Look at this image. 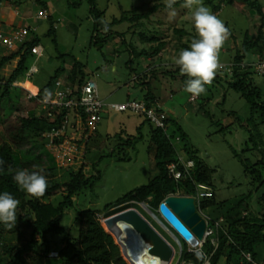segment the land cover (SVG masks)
Returning a JSON list of instances; mask_svg holds the SVG:
<instances>
[{
	"label": "trees",
	"instance_id": "1",
	"mask_svg": "<svg viewBox=\"0 0 264 264\" xmlns=\"http://www.w3.org/2000/svg\"><path fill=\"white\" fill-rule=\"evenodd\" d=\"M204 1L215 11L221 10L227 1L238 4L236 0ZM37 3L42 4L43 1L37 0ZM92 3L94 4L91 12L95 19L90 39L91 45L103 50L112 41L111 39L119 34L112 31V26L124 21L132 22L130 29L133 33H139L141 41L147 44L140 48L134 40H131L129 45L131 58L127 66L135 70V59L145 61L142 73H137L134 80L144 86V100L142 101L154 104L158 97L153 87L150 86L152 81L149 75L156 71L153 68L157 63L155 61L163 59L162 53L167 48L169 40L160 36L163 33L162 30L157 27L151 28L150 24L152 17L159 10L166 9V1H158L142 13L139 12L140 7H135L131 11L132 16L128 11L121 17H115L111 22L104 19L106 10H97L94 0ZM243 3L244 6L241 4L239 6L245 12L256 11L261 23L254 19L252 26L253 29L258 30V33L255 35L248 31L245 34L242 48L237 50L233 59L235 65L231 72L226 73L229 74L227 75L229 83L241 93L249 105L248 117L240 126L246 135L245 141L248 149L257 157L256 163L253 164L249 160L246 163V170L254 175V186L257 190L256 193L252 191L243 197L235 207L239 209L245 207V213H240L231 220H225L221 227L216 228L213 238L216 239L218 246L213 244L212 239L207 241L206 250L211 254V264H220L223 259H225V264H264V93L259 86L248 81L251 71L247 68H254L253 65L249 63L244 65L247 56L264 42V5L260 0H243ZM183 4L184 0H177L174 8ZM42 7H47V5ZM105 25H107L106 31L104 30ZM53 32L51 29L50 33ZM125 33L123 32L124 35L120 36L126 38ZM174 34L179 40L176 43L178 53L190 46L193 40L191 36L184 41L185 36L191 35L187 29L174 27ZM37 42H41L39 34L19 48L8 51L0 60V79L6 80L5 84H0V159L4 161L3 170L0 171V194L9 192L20 201L16 227L8 229L0 223V264H130L124 257L122 247L115 236L102 224V219L125 207L139 208L137 202L147 200L156 205L166 199L170 193L196 195L199 182L214 187L215 169L199 159L196 149H192L189 144L185 143L183 150L191 154L190 160L195 161V169L191 173H185L183 178L173 177L169 166L179 161L175 140L185 141L187 135L184 132L170 130L172 118L169 114L166 119L167 130L155 125L147 117L153 124L151 136L156 140L158 147L159 173L148 184L126 194L107 213L89 209L81 210L77 217L79 224L77 235L72 236L70 230L63 226L66 210L73 205L71 194L78 193L91 182L73 180L69 184L70 192L64 195L61 202L55 204L51 200L52 197L62 192L63 183L58 178L56 158L43 137V132L49 127V122L44 118L45 108L36 99L29 98L26 89H14V82L19 74L24 72L31 62L32 47ZM259 53L263 55L262 48ZM59 57L66 60L65 54ZM74 60L78 61L76 58ZM13 61H17L15 68L9 76H5L6 67ZM82 64L79 73L76 72L77 70L75 73L79 74L83 80L89 75V71L86 64ZM175 66L174 72L181 74L179 67ZM163 69L165 70V67ZM63 72L62 66L55 69L46 78L45 84L41 85L38 96L51 95L56 81ZM255 72L258 73L256 70ZM239 121L242 120L239 118ZM181 165L184 167L183 164ZM16 169H28L29 171L43 169V174L48 179L46 194L37 199L22 191L13 178ZM98 174L97 169L96 178L92 182L99 177ZM215 196L202 201L201 209L205 210L208 206L215 205ZM214 225L215 223L211 224V226ZM56 235L64 237L62 242L64 244L61 246L55 245ZM53 250L58 251L57 256L51 255ZM249 252L253 255L252 261L247 257ZM185 258L202 262L200 255L194 253L187 252Z\"/></svg>",
	"mask_w": 264,
	"mask_h": 264
},
{
	"label": "rangeland",
	"instance_id": "2",
	"mask_svg": "<svg viewBox=\"0 0 264 264\" xmlns=\"http://www.w3.org/2000/svg\"><path fill=\"white\" fill-rule=\"evenodd\" d=\"M12 1L21 11L35 8L33 10L38 13L45 4L50 10L48 18L35 21L41 43L47 48L44 57L35 58L36 61L30 64L39 68L34 75L36 85L45 84L46 78L64 64L59 55L65 54L69 58L65 66H71L75 58L86 64L98 81L101 95L107 102L126 103L130 99L144 100V86L134 79L137 73H142L145 61L135 59V70L127 66L131 58L129 51L131 40L140 48L147 46L141 41L139 33H133L130 29L132 22L124 21L113 25L112 31L119 34L101 50L90 44L95 17L91 12L94 4L92 0H42V4H38L37 0ZM158 1L162 0H94L97 10H106L104 19L108 22L128 11L132 16L131 11L135 7H140L139 12L142 13ZM236 1L238 4L227 1L221 10L215 11L202 0L203 5L223 20L231 32L230 38L220 52L219 59L222 64L233 62L237 50L242 48L248 31L255 35L258 33L252 26L254 19L261 23L256 11L245 12L239 6L240 4L244 6L243 0ZM260 1L264 5V0ZM175 9L177 12L175 17H170L168 10L161 9L151 19V28L157 27L162 30L160 36L169 40V44L162 53L163 59L155 61L157 63L153 68L156 71L149 75L152 81L150 86L156 92L158 101L162 102L163 109L172 118L170 130L184 132L187 135L185 141L175 140L179 152L177 157H183L186 161L192 158L189 152L183 150L186 143L192 149H196L199 159L215 169L216 204L203 210L213 225L214 219L224 217L225 220H231L240 213H245V207L242 209L235 207L243 197L252 191L256 193L257 190L254 186V175L246 170L247 160L254 164L257 157L248 149L246 135L240 126L245 122L250 110L241 93L229 83L227 77L229 74L222 69L214 82L207 86L206 92L195 101H192V96L184 91L188 77L174 72L176 64L173 63L179 54L176 51V43L179 40L174 34V27H182L190 32L191 35L185 36L184 41H187L189 36L197 38V34L192 20V10L184 8L183 5ZM51 29L52 32L54 29L53 33H50ZM123 32H126V38L120 36L124 35ZM261 48L264 50V42L247 56L245 62L250 63L263 58L259 53ZM6 54L7 52L0 54V60ZM16 63L17 61H13L6 67L5 76L11 74ZM247 70L251 71L248 81L259 86L264 93V76L256 73L252 67ZM239 118L242 121H239ZM152 127L153 124L149 122L147 116L140 113L112 109L106 112L91 154L99 177L78 191V200L67 208L63 220V226L70 230L72 236L77 235L79 228L77 217L81 210L107 213L126 194L148 184L159 173L158 147L156 140L151 136ZM64 195L61 192L51 200L58 204L64 199ZM138 207L145 213L139 204ZM145 215L149 217L147 213ZM106 218L102 219L103 225ZM150 220L172 240L156 222L151 218ZM178 235L186 250L189 243L182 234ZM63 238V235H56L55 245L64 244ZM220 264H225V259Z\"/></svg>",
	"mask_w": 264,
	"mask_h": 264
},
{
	"label": "built area",
	"instance_id": "3",
	"mask_svg": "<svg viewBox=\"0 0 264 264\" xmlns=\"http://www.w3.org/2000/svg\"><path fill=\"white\" fill-rule=\"evenodd\" d=\"M5 1L7 0H0V54L2 55L32 40L39 30L35 24L24 25L15 29L7 27L2 12ZM9 8L17 14L22 13L19 8L14 7V4H11ZM49 14V8L42 7L36 17L38 19L48 18ZM262 51L263 58L249 64H252L259 74L264 75V50ZM46 52L47 48L41 42L35 43L32 47L30 64L36 61L35 58L44 57ZM30 64L24 72L19 74L14 82V89H26L29 98L36 99L38 103L44 105V118L49 122V127L43 132V137L46 139L51 153L56 158L58 178L63 183L62 192L64 194L70 192L69 184L71 181L92 182L96 178L97 169L91 159L92 146L95 144V138L99 134L107 111L112 109L114 111H133L144 114L155 125L165 130L168 129L166 125L168 114L163 109L161 101L157 100L152 105L147 101L138 99H130L126 103L107 102L102 98L98 81L91 73L83 80L79 74L75 73L76 70L79 73L82 68L81 61H75L72 67L61 75L56 81L51 95L40 97L38 94L41 85L34 83V75L39 71V68L37 65L30 66ZM223 65L222 70L231 72L235 63H223ZM5 83L6 80L0 79V84ZM197 98L192 97L191 99L195 101ZM195 166L194 160L186 161L183 157H180L179 161L170 164L169 170L173 177L180 179L184 177L185 173H191ZM170 195L176 194L170 193L168 196ZM214 195L215 189L212 185L202 182L197 183V194L193 196L196 198L199 212L207 219L208 226L203 239H186L189 243L186 250L181 237L178 235L183 227L182 221L177 217L182 223V227L175 229L155 211L156 206L164 203L165 199L156 205L149 203L147 200L137 202L144 212L171 237L172 240H168L175 248V256L171 264H211V254L206 250V243L209 239H212L213 244L218 246L216 239L213 237L216 228L223 225L225 218L220 217L214 220L215 225L211 226L210 218L201 209V203ZM71 200L73 202L77 201L78 194H71ZM187 252L200 255L202 262L199 263L194 259L185 258ZM51 255L57 256L58 251L53 250ZM247 257L249 260H253L252 253H247Z\"/></svg>",
	"mask_w": 264,
	"mask_h": 264
},
{
	"label": "clouds",
	"instance_id": "4",
	"mask_svg": "<svg viewBox=\"0 0 264 264\" xmlns=\"http://www.w3.org/2000/svg\"><path fill=\"white\" fill-rule=\"evenodd\" d=\"M177 0H167L166 9L170 17L177 15L174 5ZM183 7L192 10V20L197 38H194L188 48L180 50L175 60L181 74L188 77L184 91L192 97H199L211 85L217 74L224 67L220 62V52L231 36L230 29L224 21L215 15L202 0H184ZM107 30V25L104 26ZM4 161L0 159V171ZM14 180L19 188L34 198L43 197L48 188V179L40 171L16 169ZM20 201L11 193L0 194V223L8 229L16 227L17 210ZM145 215V214H144Z\"/></svg>",
	"mask_w": 264,
	"mask_h": 264
},
{
	"label": "water",
	"instance_id": "5",
	"mask_svg": "<svg viewBox=\"0 0 264 264\" xmlns=\"http://www.w3.org/2000/svg\"><path fill=\"white\" fill-rule=\"evenodd\" d=\"M167 208L182 221L180 230L185 239H203L208 226L207 219L199 212L196 198L193 195H170L164 203ZM111 217L118 218L130 225L139 238L145 243L148 252V264H171L175 256L174 245L168 238L135 206L125 207L113 213ZM116 240L119 243V235ZM121 239V238H120ZM121 245V242L119 243ZM122 251L124 253V247Z\"/></svg>",
	"mask_w": 264,
	"mask_h": 264
},
{
	"label": "bare ground",
	"instance_id": "6",
	"mask_svg": "<svg viewBox=\"0 0 264 264\" xmlns=\"http://www.w3.org/2000/svg\"><path fill=\"white\" fill-rule=\"evenodd\" d=\"M155 211L158 215L163 217L171 227L175 229L182 227V223L177 216L163 203L156 206ZM103 223L107 230L117 237V239V234L119 235L121 246L124 247V257L130 264H148L149 255L145 243L139 238L130 225L115 217L104 219Z\"/></svg>",
	"mask_w": 264,
	"mask_h": 264
},
{
	"label": "crops",
	"instance_id": "7",
	"mask_svg": "<svg viewBox=\"0 0 264 264\" xmlns=\"http://www.w3.org/2000/svg\"><path fill=\"white\" fill-rule=\"evenodd\" d=\"M11 4H14V7L18 8L17 4L15 2H13L12 0L5 1L3 6H2L3 19H4L7 27H11V28L15 29L17 27H21V26L29 25V24H35L36 25L35 21L38 20V18L36 17L37 13L33 10L35 8H31L28 11H22L21 14H17V13H15V11H12L11 8H9L11 6ZM34 5H36V3ZM67 58L68 57H66V60H63L64 61V64L62 65L63 71H64L63 74L65 72H67L72 67V65L74 64L73 63L71 66H65L68 64ZM87 70L89 71V69H87ZM89 73H91V72L89 71ZM100 94H101V90H100ZM103 99H105V98H103Z\"/></svg>",
	"mask_w": 264,
	"mask_h": 264
}]
</instances>
